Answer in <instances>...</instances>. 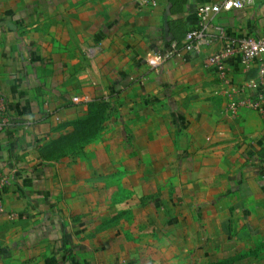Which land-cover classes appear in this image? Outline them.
I'll list each match as a JSON object with an SVG mask.
<instances>
[{
    "label": "crops",
    "instance_id": "1",
    "mask_svg": "<svg viewBox=\"0 0 264 264\" xmlns=\"http://www.w3.org/2000/svg\"><path fill=\"white\" fill-rule=\"evenodd\" d=\"M217 1L157 0L156 8L140 10L133 0H0V93L9 116L8 126L0 132V174L7 179L2 200L6 210L17 215L15 221L0 217V262L11 264L20 258L66 264L76 253L87 252L88 243H82L88 222L75 223L67 200L73 195L68 182L79 177L58 172L51 160L55 156L47 157L45 150L85 118L84 102L117 96V89L126 84L140 87L132 102L150 95L173 102L167 113L176 142V163L182 164L176 170L183 174L184 186L193 190L183 194L184 188L177 186L180 190L173 193V200L158 205L161 216L188 208L197 214L198 202L192 203L201 197L200 204L207 206L211 201V218L223 222L224 229L264 236V122L252 109L236 114L229 110L231 99L253 96L248 87L260 79L256 67L244 72L237 60H230L226 71L231 86L226 87L217 68L205 63L222 42L204 48L187 62L172 61L159 70L145 63L149 53L170 41L182 42L197 24L199 6ZM214 21L233 39L260 31L264 0L249 10L221 13ZM59 35L85 38L80 39L78 52L92 54L90 67L80 58L74 79L79 86L99 90L94 95L81 93L80 104L72 102L75 96L68 87L73 78L71 59L65 57L61 63L56 57L57 52H71L65 44L57 49ZM87 37L93 38L90 48ZM63 84L67 87L60 92L57 85ZM150 85L158 87V96L148 91ZM167 136L163 141L168 142ZM97 137L71 148L83 147V158L91 150L113 149V141ZM161 146L158 165L166 172L171 149ZM146 149L145 159H157V154ZM145 159L143 163H151ZM74 193L89 195L87 191ZM180 198L187 201L178 202ZM175 216L173 223L180 225L182 220ZM91 249L96 251L97 262L102 251L98 252V245Z\"/></svg>",
    "mask_w": 264,
    "mask_h": 264
},
{
    "label": "rangeland",
    "instance_id": "2",
    "mask_svg": "<svg viewBox=\"0 0 264 264\" xmlns=\"http://www.w3.org/2000/svg\"><path fill=\"white\" fill-rule=\"evenodd\" d=\"M80 39L85 38L56 37L57 49L61 50L65 44L71 50L68 53L57 52L56 57L61 63L65 57L71 59L73 78L68 87L75 96L72 99L75 104L82 102L79 100L81 93L86 91L88 95H94L99 90L95 86L85 88L75 82L74 74L79 71L80 58L88 62V67L92 60L90 52H78ZM86 39L90 48L93 38ZM65 87L67 84L57 85L60 92ZM139 88L126 84L117 89V96H102L82 104L89 110L95 102L107 103V107L99 109L100 114H97L104 130L94 137L98 136L100 141H113V149L91 150V155L83 158V147L65 148L51 159L58 172L79 177V180L67 183L73 194L67 198L68 207L75 212H71L75 223L88 222L87 238L82 243H88L87 252L76 253L70 258L74 261L69 260L66 264H264V236L251 237L244 231L224 229L223 222H215L211 218V201L205 206L199 203L202 198L196 197L192 204L198 202L200 211L197 214L188 208L181 213L165 211L161 216L158 205L170 203L175 192L180 190L177 186L184 188L185 192L181 190L183 194L193 189L184 186L186 180H182L183 174L176 170L182 164L176 163V142L170 133L167 113L173 102L154 100L151 95L132 102V96ZM147 88L158 96L157 86ZM165 136L168 142L163 141ZM161 144H167L171 149L166 172L163 166L161 171L158 165ZM146 148L157 154V159H145L148 158ZM133 156L135 158L131 159ZM144 159L151 163L144 164ZM99 170L100 175L93 177ZM199 190L208 192L206 188ZM77 191H87L89 195L78 197L74 193ZM185 201L187 198H180L178 202ZM174 214V219L182 220L180 225L173 223ZM95 245H98V252L102 251L97 262L96 251L91 249ZM44 263L20 258L11 261V264ZM0 264L9 263L2 261Z\"/></svg>",
    "mask_w": 264,
    "mask_h": 264
},
{
    "label": "built area",
    "instance_id": "3",
    "mask_svg": "<svg viewBox=\"0 0 264 264\" xmlns=\"http://www.w3.org/2000/svg\"><path fill=\"white\" fill-rule=\"evenodd\" d=\"M140 10L154 9L158 6L157 0H133ZM258 0H218L215 3L203 4L197 10V24L190 29L182 42L173 40L165 46L149 53L145 59L146 65L154 70H159L165 64L180 60L187 62L200 56L206 47H211L217 42H222L221 49L205 58L206 65L215 66L222 83L229 87L227 63L235 59L239 62L244 72H249L256 67L260 79L253 81L249 89L253 92L251 98L237 99L230 102L229 110L236 114L239 110L248 108L256 111L264 122V28L253 31L239 39L229 37L225 27L215 23V16L232 11L249 10L256 6ZM237 92L236 89H232ZM9 123L8 108L4 96L0 93V132ZM7 185V179L0 174V217H7L11 221L17 215L8 212L3 204L2 191Z\"/></svg>",
    "mask_w": 264,
    "mask_h": 264
},
{
    "label": "trees",
    "instance_id": "4",
    "mask_svg": "<svg viewBox=\"0 0 264 264\" xmlns=\"http://www.w3.org/2000/svg\"><path fill=\"white\" fill-rule=\"evenodd\" d=\"M100 104L102 105L100 106ZM104 104L102 102L91 104L85 118L76 121L73 124L74 128L69 133L58 138L49 149L45 150V154H48L47 157L56 155L62 149L75 147L104 130L100 119L97 118V114H100L99 109L103 110L107 107V103Z\"/></svg>",
    "mask_w": 264,
    "mask_h": 264
}]
</instances>
